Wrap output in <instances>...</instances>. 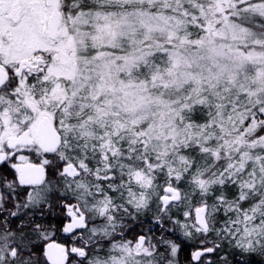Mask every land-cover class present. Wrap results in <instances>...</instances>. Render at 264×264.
Wrapping results in <instances>:
<instances>
[{
    "label": "snow or ice",
    "instance_id": "1",
    "mask_svg": "<svg viewBox=\"0 0 264 264\" xmlns=\"http://www.w3.org/2000/svg\"><path fill=\"white\" fill-rule=\"evenodd\" d=\"M58 13L39 60L3 66L0 166L17 178L0 175V197L34 205L38 233L81 242L78 264L264 257V0H62ZM45 123L47 144L31 132ZM24 153L42 174L18 178ZM90 171L94 192L80 182Z\"/></svg>",
    "mask_w": 264,
    "mask_h": 264
},
{
    "label": "flooded vegetation",
    "instance_id": "2",
    "mask_svg": "<svg viewBox=\"0 0 264 264\" xmlns=\"http://www.w3.org/2000/svg\"><path fill=\"white\" fill-rule=\"evenodd\" d=\"M60 2H62V0H59V3ZM0 3H1V0H0ZM32 6H41V8H42L38 12L36 11L37 20L40 21L38 23L39 25L44 23L43 18H44L45 12L47 11V8L48 9L50 8V10L53 11V8L48 4L47 0H31L29 5H28V9L30 10V12L35 11L34 7H32ZM12 8L13 9L11 12V17H14V18H12L13 24L17 25L21 21H23V18H24L23 7L21 6V4L18 0H14V2L12 4ZM9 15L10 14H6L5 18H8ZM49 20H50V16L48 15L47 34H48V37L52 38V36L49 33ZM61 23H62V19L60 17V24ZM39 59H40V53L36 52V54L32 55L31 58H28V57L21 58L19 63L24 64L26 62H31L33 60H39ZM4 65L5 64L3 61V57L0 56V78H2L4 75V72H3V66ZM40 129H41V124L38 126V128L36 130V136H37L39 141H40V135L38 134V132ZM22 155H24L22 160L19 161L18 159H16V161H15L16 166L17 165L41 166V164L43 162V161H41L40 163H37V157L30 155L29 153H24ZM5 173L10 178V180L17 178L16 174H14L7 166H0V175L5 174ZM18 178L24 179L25 176L23 175L22 172H20V175ZM12 186L19 188V185L17 183H13ZM25 191H27V189H21L18 192V196L21 199V201L24 200L23 193ZM53 202H55L54 199H53ZM12 203H13V201L10 198H8L6 194L3 197H0V213H5V216L8 220L7 224L0 221V237L8 238V241L10 240L9 245L13 246V249L17 250L15 253V258H13V251L11 252V255H8V256L6 255L7 256L6 257L7 263L11 262V264H13L14 262H17L15 264H19V263L20 264H34V263L42 264V262H43V264H51L45 256V247L47 245H50L51 250H52L51 251L52 255L50 258L55 260L56 254L58 252H61V253H64L66 255V261L70 262V264H78V262L71 257V252L72 251L79 252L81 249L79 248L78 245L81 242L77 241L75 243H69L68 239L59 233V230H57L55 235H53V233L51 231H46L44 233H38V231L36 229L31 228V224L33 223V221L30 219V216H31V213L33 211H36L34 205H29V210L27 212H25L23 203L17 209H13L11 207ZM12 211H18V212L22 213V215L18 216L17 220H12L11 215H10V213ZM39 211H43L45 215H49L48 212L43 209V206H41ZM60 211L61 210L59 208H54V212L56 214H59ZM20 219L27 220L28 221V227H26L25 229L17 228V221ZM49 220H52L51 216H49ZM41 223L43 224L44 222L41 221ZM96 224H97V222H96ZM73 226H75V225L74 224L69 225L68 227L71 228ZM21 233H24L23 237L21 236ZM34 233H37L36 236H38L37 238H38L39 242L37 244L32 245L31 251L34 252L35 254H38V257L40 259L39 263L34 260L35 257H33L32 259H28V253L25 251L26 248H23V247L19 246L18 243H16V241H18L19 239H24V238H28V237H35ZM0 250H1L0 251V264H6V262L4 261L5 257L3 255L5 253H8V250L6 251L4 249V245L0 246ZM66 261H65V264H66Z\"/></svg>",
    "mask_w": 264,
    "mask_h": 264
},
{
    "label": "rangeland",
    "instance_id": "3",
    "mask_svg": "<svg viewBox=\"0 0 264 264\" xmlns=\"http://www.w3.org/2000/svg\"><path fill=\"white\" fill-rule=\"evenodd\" d=\"M18 1L23 7L24 18L23 21H21L17 25L13 24L12 18L14 17H11V12L13 9L12 4L14 0H1L0 3V56L3 57V61L5 65L6 64L15 65L19 63L21 58L24 57L31 58L35 50L45 49L47 47H50L51 38L48 37L47 34L48 15L50 17L52 15V11L50 10V8L49 9L47 8V11L45 12L43 18L44 23L39 25L38 23L40 21L37 20L36 11L38 12L40 9H42L41 6H32L34 7L35 11L30 12V10L28 9V5L31 0H18ZM6 14H10L8 18H5ZM257 31H261V30L257 29ZM38 126L31 130L33 138L37 140L38 138L36 136V130ZM0 138L8 139L9 137L5 135V133H0ZM23 157L24 155L21 154L17 159L20 161L23 159ZM100 160L102 161V159ZM89 176H90V172L87 173L86 176L82 175L81 178L86 177L88 179ZM80 182L85 183L84 181L81 180ZM52 199L56 200V197ZM94 214L98 215V213H94ZM9 241L8 238L0 237V246L4 245V249L6 251L8 250V253H5L3 255L5 257L4 261L6 262V264H11V262L7 263L6 257L8 255H11V252L13 251V246L9 245ZM34 260L39 263L40 259L38 257V254H35ZM15 263L17 262H14L13 264Z\"/></svg>",
    "mask_w": 264,
    "mask_h": 264
},
{
    "label": "trees",
    "instance_id": "4",
    "mask_svg": "<svg viewBox=\"0 0 264 264\" xmlns=\"http://www.w3.org/2000/svg\"><path fill=\"white\" fill-rule=\"evenodd\" d=\"M173 2H174V0H173ZM75 143V142H74ZM97 151H100V149H97ZM88 155H89V158H90V165H91V168H92V170L94 171L95 170V166H96V161L97 160H99V163H100V165H101V167H102V165H103V160L101 161L99 158H97V157H95V153H94V151L91 149V146H89V150H88ZM93 171H90V176H89V178L88 179H90V180H88L86 177L85 178H80V180L81 181H84L85 182V184H88L90 187H91V189H92V191L94 192L95 191V184H96V181L95 180H93L92 179V175H93ZM101 174H103L102 172H101ZM164 175H166V173H163L162 175H161V179H163V176ZM92 179V180H91ZM66 183H68V182H72L71 180H70V178L68 179V180H66L65 181ZM79 191H83V189H80ZM152 194H155L156 192H158L159 191V188H157V186L154 184L153 185V187H152ZM85 195H87L86 193H85ZM52 198H55V195L52 197ZM99 199V197H95L94 198V200H98ZM153 212H155V204H154V206H153V210H152ZM150 215H151V213H141L139 216H138V221L137 222H135L136 223V227H138V223H139V221L141 220V219H145L146 221H147V226H149V218H150ZM98 223L96 224L97 225V228L98 227H100L102 224H104L105 222L104 221H97ZM129 223H133V222H131V221H129ZM98 224H100V225H98ZM35 234V238L38 240V236H36L37 235V233H34ZM34 237H28V238H24V239H19L18 241H16V243H18L19 244V246H21V247H23V248H26L27 247V245H28V243L30 242V241H32V239H33ZM44 240V239H43ZM38 242H39V240H38ZM37 244V243H36ZM252 253H248V254H246V255H244V256H241L239 253H237L236 254V257H235V259H236V261H239V260H241V259H244L245 260V264H258V260L259 261H261V264H264V257H261V256H259V255H257L255 258H252ZM34 264H36V263H34ZM42 264H43V262H42Z\"/></svg>",
    "mask_w": 264,
    "mask_h": 264
},
{
    "label": "water",
    "instance_id": "5",
    "mask_svg": "<svg viewBox=\"0 0 264 264\" xmlns=\"http://www.w3.org/2000/svg\"><path fill=\"white\" fill-rule=\"evenodd\" d=\"M48 4L53 8L52 15L49 20V33L53 36L56 32L58 25L60 24V16L58 13V4L59 0H47ZM38 134L40 135V141L44 144L50 143L53 139L54 133L51 130L50 124H41V129L39 130ZM17 168L21 170L24 175V170L31 169L35 171L37 174H42L43 170L41 166H23L17 165ZM50 245L45 247V256L51 264H65L66 255L64 253L58 252L56 254L55 260L50 258L51 253Z\"/></svg>",
    "mask_w": 264,
    "mask_h": 264
},
{
    "label": "bare ground",
    "instance_id": "6",
    "mask_svg": "<svg viewBox=\"0 0 264 264\" xmlns=\"http://www.w3.org/2000/svg\"><path fill=\"white\" fill-rule=\"evenodd\" d=\"M147 225H148V224H147V221H146L145 219H141V220L139 221V223H138V227H137V228H139V227H141V226L148 227Z\"/></svg>",
    "mask_w": 264,
    "mask_h": 264
}]
</instances>
